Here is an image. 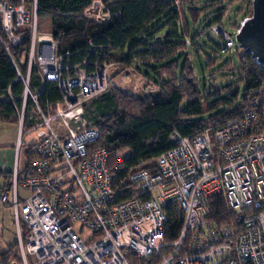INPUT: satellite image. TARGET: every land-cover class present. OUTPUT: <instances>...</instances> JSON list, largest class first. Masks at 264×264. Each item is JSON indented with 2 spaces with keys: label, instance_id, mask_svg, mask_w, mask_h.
Segmentation results:
<instances>
[{
  "label": "built area",
  "instance_id": "built-area-1",
  "mask_svg": "<svg viewBox=\"0 0 264 264\" xmlns=\"http://www.w3.org/2000/svg\"><path fill=\"white\" fill-rule=\"evenodd\" d=\"M207 32L222 38L223 50L237 46L221 23ZM25 42L15 153L33 132V157L26 175L15 166L0 181V207L11 212L21 264H264V83L238 115L192 136L172 132V146L151 168H128L124 156L110 164V147L97 146L99 128L86 116V105L111 90L104 49L89 42L84 56L58 53L51 34L38 30L37 0H0V45L11 58ZM33 71L36 92L29 88ZM123 181L131 188L125 199ZM219 195L231 224L208 219ZM172 205L182 224L166 242Z\"/></svg>",
  "mask_w": 264,
  "mask_h": 264
},
{
  "label": "trees",
  "instance_id": "trees-1",
  "mask_svg": "<svg viewBox=\"0 0 264 264\" xmlns=\"http://www.w3.org/2000/svg\"><path fill=\"white\" fill-rule=\"evenodd\" d=\"M97 2L108 14L106 20L100 16L95 20L89 18L88 14L92 13L90 8ZM251 7L250 3L249 15H245L244 21L251 16ZM189 12L196 21V11ZM224 13L225 9H222L204 32L207 33L211 25L221 23ZM37 17L38 26L41 20L49 21L48 33L58 53L78 52L84 56L91 42L95 47L104 49L106 62L122 69L132 68L143 76L147 84L156 88L145 94L142 91L140 100L113 89L91 100L86 106V115L94 125L99 126L97 146L110 147V164L119 159L115 156L116 152L126 151L127 156L122 159L121 165L135 168L144 162L146 167L151 168L156 158L172 146L169 140L172 132L192 136L207 127L223 124L238 115L246 96L264 83V64L242 50L238 52L241 66L239 82L244 87L241 104L234 105L230 100L216 98L218 92L215 90H209L205 95L195 80L187 54L188 47L196 45L195 34L189 38L187 26L184 25L179 30V12L174 0H37ZM10 56L0 45V121L17 123L16 106L20 105L23 90L17 70L25 77L26 42L12 48ZM151 76L154 78L151 79ZM39 84L33 71L30 90L36 92ZM223 89L230 92L233 99L237 98L238 88L232 91L227 87ZM208 101L212 102L208 104ZM29 104L30 100H27V106ZM90 105H105L111 112L91 114L88 110ZM263 107L264 104L258 110L262 131ZM206 113L210 114L208 118L203 117ZM32 147L30 145L26 149L27 162L21 176L28 173L27 168L33 157ZM124 175V172L121 173L118 180ZM4 176L9 178L10 174ZM119 188L123 190L122 199L131 195V188L125 181ZM166 210L168 220L164 239L171 242L178 238L182 213L175 205L168 206ZM208 219L217 225L233 223L234 215L226 208L220 195L213 198ZM24 233L25 229L21 226L22 237ZM0 264H21L17 241L0 251Z\"/></svg>",
  "mask_w": 264,
  "mask_h": 264
},
{
  "label": "rangeland",
  "instance_id": "rangeland-1",
  "mask_svg": "<svg viewBox=\"0 0 264 264\" xmlns=\"http://www.w3.org/2000/svg\"><path fill=\"white\" fill-rule=\"evenodd\" d=\"M250 3L251 0H235L234 2H229L227 0H174V4L179 12V30H182L184 25L187 26L189 38L193 37L195 34L194 41L196 45L188 47L187 54L189 56L193 74L196 77L195 80L198 82L200 90H202L205 95L208 94L209 90H215L218 92L216 98L220 97L221 99L230 100L234 105H240L243 100L244 87L242 82H239L241 66L238 55V52H241L242 49L236 46L231 50H223L222 38L215 36L210 32L206 33L204 30L205 27L209 25L221 12V10L225 9L221 24L234 38L235 34L238 32V28H236V26L241 25L244 22L245 15H249ZM91 10L92 13H89L88 16L94 20L105 14L102 6H100L98 2L91 7ZM190 10L196 11V14L198 15L196 21L193 20L192 15L189 12ZM38 30L40 33H48L50 31L49 21L41 20ZM186 39H188V37ZM110 75L112 77L111 90L114 89L121 93L131 95L138 100L143 97L142 91H147L148 87L153 86L147 84V81L143 78V76L132 68L122 69L119 66H113L110 71ZM153 78L154 77L151 76V79ZM191 82H193V79ZM225 87H227L229 91H232L234 88H238L237 98L233 99L230 96V92L224 91L223 88ZM211 102L212 101H208V104ZM88 110L91 114L95 113L96 115L104 113L109 114L111 112V109L107 108L105 105H90ZM209 116V113L203 115L204 118H208ZM89 121L92 122L91 119H89ZM1 134H3V136H1L2 140H6L8 138L6 135L7 129L3 128ZM34 139L33 132L27 133L23 136V143L26 145L31 144L34 142ZM115 156L126 157L127 152L119 151L115 153ZM13 161L14 150L11 148H0V169L8 168L10 170L12 168ZM21 194L22 192H20V195ZM10 216L11 212L6 210L2 211L0 215V223L3 224L4 228V239L3 241H0V244L2 245H7V243L11 244L16 241V232L12 226V218H10ZM6 229H8L9 232H7Z\"/></svg>",
  "mask_w": 264,
  "mask_h": 264
},
{
  "label": "water",
  "instance_id": "water-1",
  "mask_svg": "<svg viewBox=\"0 0 264 264\" xmlns=\"http://www.w3.org/2000/svg\"><path fill=\"white\" fill-rule=\"evenodd\" d=\"M252 13L234 36L238 48L264 64V0H251ZM145 94L146 92L143 91ZM264 115V108H263Z\"/></svg>",
  "mask_w": 264,
  "mask_h": 264
},
{
  "label": "crops",
  "instance_id": "crops-1",
  "mask_svg": "<svg viewBox=\"0 0 264 264\" xmlns=\"http://www.w3.org/2000/svg\"><path fill=\"white\" fill-rule=\"evenodd\" d=\"M238 26H236V28H238ZM3 124H9V125H3ZM3 128L7 129L6 135L8 136V138L6 140L1 139V136H3V134H1V131H3ZM34 138H35V136H34ZM17 139H18L17 123L14 124V123H7V122L0 121V148H11L14 150V161L12 164V168L10 170L8 168L7 169H0V172H1L0 181L5 178L4 175L10 174V172L13 170V168L15 166L19 172L24 171V169L26 167L27 161H26V157H25V152H26V149L28 148V146H30L33 142L31 144L26 145L23 143V138H22L21 142H20V148L18 150V153L16 154L15 149H16ZM21 159H22V161H21ZM5 210L9 212L8 209L0 208V215H1L2 211H5ZM10 218H12V215L10 216ZM11 221L13 224V220H11ZM12 226L14 227V224ZM3 229H4L3 224L0 223V241L1 240L3 241V239H4V230ZM14 229H15V227H14ZM6 230H7V232H9L8 229H6ZM11 244H8V243H7V245L6 244L5 245L0 244V251L5 250Z\"/></svg>",
  "mask_w": 264,
  "mask_h": 264
}]
</instances>
